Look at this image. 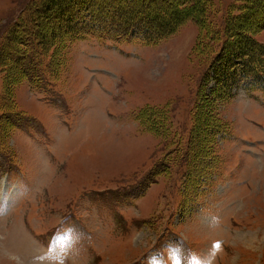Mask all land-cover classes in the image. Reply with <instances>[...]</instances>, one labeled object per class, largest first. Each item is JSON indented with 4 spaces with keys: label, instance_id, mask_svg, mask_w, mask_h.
Here are the masks:
<instances>
[{
    "label": "rangeland",
    "instance_id": "1",
    "mask_svg": "<svg viewBox=\"0 0 264 264\" xmlns=\"http://www.w3.org/2000/svg\"><path fill=\"white\" fill-rule=\"evenodd\" d=\"M29 1L0 0V36ZM47 24L42 34L57 31ZM89 24L96 36L67 47L58 78L10 86L0 68V105L21 116L14 162L0 154V264H264V95L235 87L215 103L228 128L218 172L183 218L185 163L168 144L185 146L194 127L197 24L151 46ZM146 107L168 112L167 142L137 121Z\"/></svg>",
    "mask_w": 264,
    "mask_h": 264
},
{
    "label": "trees",
    "instance_id": "2",
    "mask_svg": "<svg viewBox=\"0 0 264 264\" xmlns=\"http://www.w3.org/2000/svg\"><path fill=\"white\" fill-rule=\"evenodd\" d=\"M86 15L92 19H85ZM190 20L198 28L192 54L205 69L196 92L194 127L188 141L185 146L180 141L168 144V148L176 146V156L185 163L180 204L183 218L194 213L195 203L218 172V137L228 134V128L215 103L230 100L235 87L264 95V44L255 37L264 31V0H236L225 11L217 8L215 0H30L0 36V68L15 77L8 80L10 86L13 81L20 84L26 80L34 86L46 76L59 77L69 45L96 36L89 22H103L112 40H141L151 46L173 36ZM47 23L57 30L49 36L41 33ZM136 119L149 133L163 131L164 143L171 138L165 109L146 107ZM20 122L15 103L3 102L0 154L10 162H14L15 153L9 139ZM204 126L212 128L208 138H200ZM160 163L153 176L161 173Z\"/></svg>",
    "mask_w": 264,
    "mask_h": 264
}]
</instances>
